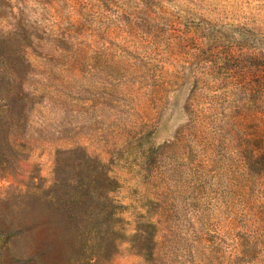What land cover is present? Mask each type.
Masks as SVG:
<instances>
[{
    "label": "rangeland",
    "instance_id": "rangeland-1",
    "mask_svg": "<svg viewBox=\"0 0 264 264\" xmlns=\"http://www.w3.org/2000/svg\"><path fill=\"white\" fill-rule=\"evenodd\" d=\"M0 264H264V0H0Z\"/></svg>",
    "mask_w": 264,
    "mask_h": 264
}]
</instances>
